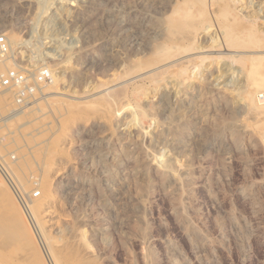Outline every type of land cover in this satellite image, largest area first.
I'll list each match as a JSON object with an SVG mask.
<instances>
[{"label": "rangeland", "instance_id": "374dc122", "mask_svg": "<svg viewBox=\"0 0 264 264\" xmlns=\"http://www.w3.org/2000/svg\"><path fill=\"white\" fill-rule=\"evenodd\" d=\"M43 1L0 0L9 44L0 70L22 69L36 88L22 104L11 91L0 104V154L13 187L0 180L44 264L57 263L16 197L22 190L39 201L44 182L55 202L38 220L48 240L77 251L81 262L71 264H264V115L245 107L218 9L227 3V22L256 28L264 0L210 1L206 28L162 77L136 66L161 40L170 2ZM40 69L51 80L37 82ZM62 112L71 118L63 132ZM53 136L61 139L51 150ZM44 154L50 166H38Z\"/></svg>", "mask_w": 264, "mask_h": 264}, {"label": "bare ground", "instance_id": "6f19581e", "mask_svg": "<svg viewBox=\"0 0 264 264\" xmlns=\"http://www.w3.org/2000/svg\"><path fill=\"white\" fill-rule=\"evenodd\" d=\"M47 1L49 2V0ZM47 1H43V2L46 4ZM210 1L212 0H163L164 3L170 2L171 4L169 6L168 13L163 15V18L160 20L162 34L159 35H161L162 38L161 40L153 44V46L151 47V53H150L151 55L147 57L145 60H143L141 63H139L136 66V68L141 70V69H148L154 66L147 73L149 74L153 71L152 73L155 74V71L158 70L159 71L158 74L160 73L162 74L165 73L166 71L168 72L176 65H179V63L182 62L183 58L176 59L175 57L179 55L183 50H187L190 47L191 41H193L194 38L196 37V33H197L196 31L198 29L202 28V26L206 28V26H204V23L208 21V18L210 16V10H209ZM216 1L217 0H215V2ZM48 4L50 6V3H47V5ZM194 5L197 6V15L195 16L192 11ZM43 9H47V8H43ZM165 9L166 8H164V10ZM218 9H220L219 11L220 17L223 18L221 19V24H220L221 27L220 33H222L223 36L222 46L232 49H237V51L233 50V52H230L229 56L235 58L241 64V67H238V69L241 72H243V76H244L243 84H241L240 87H242V97H243L242 100H244L245 107L249 112V114L264 115V94H260V89L264 88V23L259 24V26L255 28L254 27L255 25L245 26L241 22H236V21L227 22L226 17L229 14L228 4L224 3L222 6H219ZM41 11H40V15H41ZM37 12L39 11L37 10ZM262 12H264V9H262ZM212 14L213 13H211V15ZM216 17L219 18L218 15L215 16L214 18ZM208 22L207 24L213 26V24H210ZM243 29L247 30L248 33L247 36L242 35ZM11 38L15 39L14 37ZM190 49L191 48H189L188 51ZM203 49H205V47ZM6 62H7L6 60H1L0 66L2 67V65H4L8 67V64H6ZM144 74H146V72ZM161 74L160 77H162ZM156 76L159 77V75ZM1 92L2 91L0 90V93ZM9 93L11 92L9 91L8 93L0 94L1 105L7 104L10 98ZM101 102L105 103L106 110L108 111L112 110L114 107L113 104L114 100L112 101V99L109 98L108 96L104 98L102 97ZM70 111H73V109H71ZM61 117H62V121L60 123V130L63 132L69 128L68 123L70 122L71 118L67 120V118H69L67 112L66 113L62 112ZM60 135H62V133H60ZM59 139H61V137L58 138L57 136L55 137L53 136L48 141V145L51 150L59 146L58 144ZM262 140L264 141V136L262 137ZM28 141L29 143H32L31 139H28ZM39 144H40L39 142H35L32 145L35 147L36 145ZM46 158L47 156H45V154L42 155L41 158L38 160V166L41 165L50 166ZM38 177L39 180H41L45 176L41 174V176ZM41 187L43 189L42 198L37 202H35V200L32 199L30 200V202L28 201L26 203V206L23 207L25 213H27V215H29V217L31 218V225L33 224L35 230L37 231L41 243L49 244L50 246L49 249H51L50 251H52V254L55 256V257L53 256V258L55 259V263L71 264L72 262L80 261L81 258L78 256L77 251L69 247L70 245L64 246L63 244L62 245L59 244L58 241L51 240L50 239L51 236L49 240H48V236L46 237L47 230L44 231L43 226L39 222L42 221V219L38 220L39 219L38 217L47 216L50 213L51 209H53L52 207L53 205L51 206V204H53L55 201L54 202L52 201L53 203L51 202L52 196L49 191L48 183L44 182ZM43 219L46 221L45 218ZM42 241L45 243H43ZM0 264H44V261L42 260V257L40 256L38 249L36 248L35 242L33 241L28 231V228L24 224V221L17 207V204L14 202L12 195L9 193L8 189L5 187L4 183L1 180H0Z\"/></svg>", "mask_w": 264, "mask_h": 264}, {"label": "built area", "instance_id": "2783aa9c", "mask_svg": "<svg viewBox=\"0 0 264 264\" xmlns=\"http://www.w3.org/2000/svg\"><path fill=\"white\" fill-rule=\"evenodd\" d=\"M0 57L3 60L9 57V44L3 35H0ZM34 78L37 82H47L51 80V75L48 70L40 69L34 74ZM0 89L2 91L13 92L16 103L22 104L26 98L33 95L36 88L30 75L26 71L22 69H11L6 71L0 70ZM0 174L10 186H12V183L14 184L12 170L1 154ZM32 196L38 197L39 192H33ZM16 197L23 207L26 206L27 199L23 193L19 194L16 192Z\"/></svg>", "mask_w": 264, "mask_h": 264}]
</instances>
